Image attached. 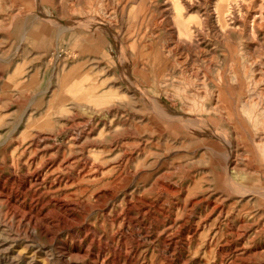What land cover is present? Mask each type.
I'll list each match as a JSON object with an SVG mask.
<instances>
[{
    "label": "rangeland",
    "instance_id": "1",
    "mask_svg": "<svg viewBox=\"0 0 264 264\" xmlns=\"http://www.w3.org/2000/svg\"><path fill=\"white\" fill-rule=\"evenodd\" d=\"M0 264H264V0H0Z\"/></svg>",
    "mask_w": 264,
    "mask_h": 264
},
{
    "label": "bare ground",
    "instance_id": "2",
    "mask_svg": "<svg viewBox=\"0 0 264 264\" xmlns=\"http://www.w3.org/2000/svg\"><path fill=\"white\" fill-rule=\"evenodd\" d=\"M237 1V0H236ZM244 1V0H243ZM258 1V0H257ZM216 3V2H215ZM229 3V2H228ZM227 3V4H228ZM238 3V2H237ZM247 3V2H246ZM219 4H220V1H219ZM219 4H217V5H219ZM243 4V3H242ZM231 5V4H230ZM241 5V4H240ZM228 6V5H227ZM237 6V5H236ZM239 6V5H238ZM217 8V7H216ZM215 8V9H216ZM230 8V7H229ZM233 8V7H232ZM220 9V8H219ZM227 10H228V8H227ZM226 8H225V6L223 5L222 6V8H221V14H224L226 11ZM216 11V10H215ZM230 11V10H229ZM256 11V10H255ZM227 13V12H226ZM226 13H225V15H226ZM241 13V12H240ZM256 13V12H255ZM250 14V13H249ZM230 15V14H229ZM228 15V16H229ZM245 15V14H244ZM224 16V15H223ZM227 16V15H226ZM233 16V15H232ZM231 17V16H230ZM226 18V17H225ZM224 18V19H225ZM229 18V17H228ZM242 18V17H241ZM229 19H231V18H229ZM233 19V18H232ZM225 20H227V19H225ZM258 20H260V18H258V16L256 15H252V20L251 21H249L248 22V30L253 34V35H256V33H257V31L258 30H261V24H260V21H258ZM218 21H219V18H218ZM233 21V20H232ZM232 23V22H231ZM230 23V24H231ZM242 23H243V21H242ZM263 23V22H262ZM233 24V23H232ZM224 25V24H223ZM228 25V24H227ZM222 27V26H221ZM243 27H245V26H243ZM221 31V30H220ZM222 31H223V28H222ZM226 32V31H225ZM251 34V35H252ZM185 35L187 36V34L185 33ZM191 38V37H190ZM255 38H257V36H255ZM186 39H187V37H186ZM187 40H189V39H187ZM186 40V41H187ZM186 41H185V43H186ZM96 88V87H95ZM97 89V88H96ZM178 116H181L180 114H178ZM191 116V115H190ZM185 119L186 120H188L189 118L188 117H185Z\"/></svg>",
    "mask_w": 264,
    "mask_h": 264
}]
</instances>
